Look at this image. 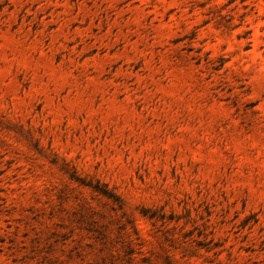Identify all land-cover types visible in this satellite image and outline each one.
I'll use <instances>...</instances> for the list:
<instances>
[{
  "label": "rangeland",
  "instance_id": "374dc122",
  "mask_svg": "<svg viewBox=\"0 0 264 264\" xmlns=\"http://www.w3.org/2000/svg\"><path fill=\"white\" fill-rule=\"evenodd\" d=\"M0 264H264V0H0Z\"/></svg>",
  "mask_w": 264,
  "mask_h": 264
}]
</instances>
